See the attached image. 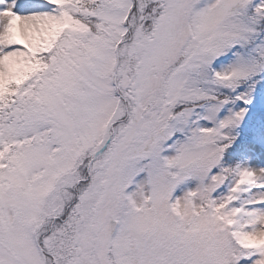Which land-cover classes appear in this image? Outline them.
Returning a JSON list of instances; mask_svg holds the SVG:
<instances>
[{"label":"snow or ice","instance_id":"snow-or-ice-1","mask_svg":"<svg viewBox=\"0 0 264 264\" xmlns=\"http://www.w3.org/2000/svg\"><path fill=\"white\" fill-rule=\"evenodd\" d=\"M0 264H264V0H0Z\"/></svg>","mask_w":264,"mask_h":264}]
</instances>
